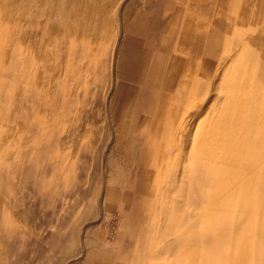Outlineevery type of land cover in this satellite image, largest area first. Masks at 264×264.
Returning <instances> with one entry per match:
<instances>
[{"label": "rangeland", "instance_id": "rangeland-1", "mask_svg": "<svg viewBox=\"0 0 264 264\" xmlns=\"http://www.w3.org/2000/svg\"><path fill=\"white\" fill-rule=\"evenodd\" d=\"M262 167L264 0H0V264H264Z\"/></svg>", "mask_w": 264, "mask_h": 264}, {"label": "bare ground", "instance_id": "bare-ground-1", "mask_svg": "<svg viewBox=\"0 0 264 264\" xmlns=\"http://www.w3.org/2000/svg\"><path fill=\"white\" fill-rule=\"evenodd\" d=\"M232 1H234V0H232ZM225 2H226V0H225ZM223 4V3H222ZM231 4V3H230ZM232 6H233V4H232ZM226 10H229V9H227L226 8ZM202 19V18H201ZM204 24V23H203ZM204 26V25H203ZM195 29V28H194ZM204 29V28H203ZM187 31V30H186ZM204 33V32H203ZM189 34V33H188ZM187 34V35H188ZM191 34V33H190ZM189 34V35H190ZM203 35V34H202ZM188 37H190V36H188ZM189 71V70H188ZM187 86V85H186ZM188 87H186L185 89H187ZM179 89V88H178ZM184 89V88H183ZM172 98H174V97H172ZM171 98L169 97L168 99H166V100H170ZM177 98L175 97V99L174 100H176ZM238 100V99H237ZM236 100V101H237ZM241 103V102H240ZM252 104V103H251ZM176 105H177V103H176ZM191 106V105H190ZM234 106V105H233ZM238 106V105H237ZM253 106V105H252ZM239 107V106H238ZM238 107H237V109H238ZM241 107V106H240ZM254 107V106H253ZM252 107V108H253ZM193 108V107H192ZM236 108V107H235ZM248 107H246V109H247ZM249 108H251V107H249ZM254 108H256V107H254ZM240 109H242V108H240ZM240 109H238V110H240ZM193 111V110H192ZM245 111V110H244ZM251 111V110H250ZM260 111V110H259ZM170 113H171V111H169ZM245 112H247L248 113V111H245ZM244 112V113H245ZM193 112H191L190 114H192ZM255 113V112H254ZM240 114H242L243 115V113H240ZM246 114V113H245ZM244 114V115H245ZM241 115V116H242ZM243 115V116H244ZM260 115V114H259ZM235 116V115H234ZM247 115H245V117H246ZM250 116H252V115H250ZM249 116V117H250ZM172 117V116H171ZM219 117H227V114H224V115H220ZM233 117V116H232ZM248 117V118H249ZM261 117V116H260ZM173 118H171V120L169 119V123H168V125L170 126V128H168V129H165V133L163 134L164 136V138H166L167 140H170V138H172V137H174V136H176V132H177V130L176 129H174L173 128V124L175 123V122H173V120H172ZM184 119V117H182V120ZM250 119V118H249ZM248 119V120H249ZM233 120V119H232ZM246 120V119H245ZM252 120V119H251ZM250 120V121H251ZM178 121V120H177ZM179 121L181 122V120L179 119ZM178 121V122H179ZM250 121H248V122H250ZM260 121V120H259ZM173 122V123H172ZM194 122V120L192 119V123ZM210 122H213L212 120H210ZM247 122V123H248ZM217 123V125H215L216 127L218 126V121L216 122ZM219 123H220V125L216 128V129H213V130H210L209 132H208V134H207V138H218V141H219V137H226L227 136V132L226 133H224V131H225V129H227V119H220L219 120ZM246 124V123H245ZM179 125V124H178ZM177 125V126H178ZM243 125V124H242ZM248 125V124H247ZM231 126V125H230ZM245 126V125H244ZM249 126H250V123H249ZM248 126V127H249ZM246 127V126H245ZM243 128V127H242ZM254 128V127H253ZM253 128H248V129H244V131H242L240 134H239V136L240 137H246V134H247V132H248V137H249V139L251 138L250 137V132H252V131H255V130H253ZM230 129V128H229ZM237 129V128H236ZM239 129V128H238ZM162 131V130H161ZM217 131V132H216ZM233 131H234V128H233ZM173 132V133H172ZM218 132H220V135L219 134H216V133H218ZM162 136V135H161ZM162 137V138H163ZM234 137V136H233ZM237 137V136H236ZM248 137H247V139H248ZM258 137H259V135H258ZM161 138V137H160ZM232 138V137H231ZM252 139V138H251ZM161 140V139H160ZM172 140V139H171ZM233 140V139H232ZM236 140V139H235ZM241 140V139H240ZM239 140V141H240ZM253 140V139H252ZM234 141V140H233ZM164 142V141H163ZM216 142H217V140H216ZM215 142V143H216ZM241 142H243V141H241ZM161 143V142H160ZM231 143H233L232 141H231ZM172 144V143H171ZM193 144V143H192ZM258 145H259V139L257 138V140L256 141H254V142H248V141H246L244 144H240L237 148H235V150L236 151H239L240 152V154H241V159H242V161L244 162H246V159L245 158H243L244 157V155H246L247 153H253V151L258 147ZM162 147V146H161ZM163 150V149H162ZM235 151V152H236ZM238 152V153H239ZM249 154V155H250ZM251 157H252V154H251ZM231 159V158H230ZM192 160V159H191ZM207 160V159H206ZM243 162H241V165H240V168L238 167V170H241L242 172L241 173H243L244 172V164H243ZM252 162H254V163H252ZM247 163V162H246ZM205 164V163H204ZM254 164H256V162L255 161H252V159H250V165H251V167H253V165ZM259 164H261V163H259ZM233 166V165H232ZM207 167V166H206ZM215 167V166H214ZM226 167V166H225ZM257 167V166H256ZM263 168V170H264V167H262ZM222 169V168H221ZM227 170V169H226ZM250 171H252V169L250 170ZM209 172V171H208ZM213 172V171H212ZM158 174V173H157ZM223 174H224V172H223ZM264 173H260V171H259V174H258V177L260 176L261 177V175H263ZM217 175V174H216ZM220 175V174H219ZM246 175V174H245ZM245 175H243V178L245 177ZM236 176H237V173H236ZM241 176V175H240ZM207 177V176H206ZM209 177V176H208ZM217 179V178H216ZM205 180V179H204ZM229 180V179H228ZM258 180L260 181V178H258ZM209 181H211V180H209ZM212 181H213V179H212ZM214 181H216V180H214ZM231 181V180H230ZM199 182V181H198ZM247 182V181H246ZM260 182H263L264 183V179H261V181ZM224 183V182H223ZM226 183V182H225ZM250 184H252V183H250ZM158 187V186H157ZM233 187V186H232ZM236 187H237V193H238V197L239 198H242L243 200L245 199V197H246V195H247V191L245 190V189H242V186H240V185H238V184H236ZM247 187V186H246ZM224 188V187H223ZM159 189V188H158ZM226 191H228V190H226ZM236 191V190H235ZM156 192H158L157 190H156ZM234 193V192H233ZM250 194H252V191L250 192ZM254 194H256V192H254ZM205 195V194H204ZM230 195V194H229ZM206 196V195H205ZM234 197V196H233ZM254 197H257V196H254ZM252 198V197H251ZM224 199V198H223ZM253 199V198H252ZM229 200V199H228ZM227 200V201H228ZM261 200V198H259V199H257V201L259 202ZM206 201V200H205ZM216 204V203H215ZM226 206V205H225ZM210 207V206H209ZM255 232H257V231H255ZM261 234V232H260V230H259V232H258V234H257V236L259 237V235ZM254 235H256V234H254ZM253 235V236H254ZM256 236V237H257ZM262 236V235H261ZM257 237V238H258ZM262 245V244H261ZM250 251V250H249ZM251 255V254H250ZM244 263V262H243ZM242 263V264H243Z\"/></svg>", "mask_w": 264, "mask_h": 264}, {"label": "crops", "instance_id": "crops-1", "mask_svg": "<svg viewBox=\"0 0 264 264\" xmlns=\"http://www.w3.org/2000/svg\"><path fill=\"white\" fill-rule=\"evenodd\" d=\"M193 113H194V110L192 111ZM260 163V162H259ZM254 200H256V204L258 203V201H257V199H258V197H254L253 198ZM240 200H243L242 198H240ZM256 217V216H255ZM255 231H257V232H253V234H252V243H251V245L252 246H254L255 244H258L257 242H255V241H257L258 240V236H257V234H258V232H259V229H257V227H255ZM142 233H145L144 231H142ZM254 234H256V235H254ZM254 235V236H253ZM184 236V233H182V234H180V236H176L175 237V239H173V241L172 242H170V243H167V244H165V247L167 248V250L169 249V250H171V249H173V247H174V244L177 242V241H179L182 237ZM257 236V237H256ZM139 239H137L136 241L137 242H142V238L143 237H138ZM255 240V241H254ZM153 253V252H152ZM178 257H179V255L178 256H176V259H177V262L176 263H174V264H191V261H193V258H192V256H187L186 258H184V256H182V257H180V259H178ZM189 257V258H188Z\"/></svg>", "mask_w": 264, "mask_h": 264}]
</instances>
